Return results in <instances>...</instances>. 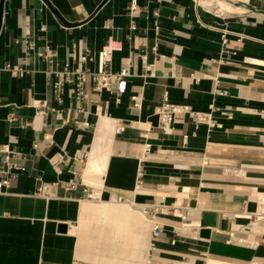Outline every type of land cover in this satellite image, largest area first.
Returning a JSON list of instances; mask_svg holds the SVG:
<instances>
[{"label": "crops", "instance_id": "1", "mask_svg": "<svg viewBox=\"0 0 264 264\" xmlns=\"http://www.w3.org/2000/svg\"><path fill=\"white\" fill-rule=\"evenodd\" d=\"M241 7L0 0V145L14 174L0 188V264H264V0ZM111 40V70L130 69L123 93L91 77L86 97L55 92L66 63L96 71ZM164 96L192 109L170 134ZM6 169L0 152V181ZM162 199L176 211L156 213L155 237L142 208Z\"/></svg>", "mask_w": 264, "mask_h": 264}, {"label": "built area", "instance_id": "2", "mask_svg": "<svg viewBox=\"0 0 264 264\" xmlns=\"http://www.w3.org/2000/svg\"><path fill=\"white\" fill-rule=\"evenodd\" d=\"M238 6H243L248 4L250 0H230ZM135 5H131V10L135 9ZM27 42V41H26ZM28 47L32 48L33 43L29 42ZM120 46L117 42L111 40L106 46L98 53V69L92 71L90 69L77 70L73 69L69 63H66L63 70L58 73V78L54 82V89L56 93H62L65 85H71L74 89L77 97H86L88 94L85 90V83L88 77H91L94 88L96 90H110L113 84H117L119 93H123L126 89L125 78L130 75V69L128 66H124L120 71L114 72L110 68V64L113 59V53ZM89 50H85L79 57V60L84 63L89 58ZM91 58V57H90ZM92 59V58H91ZM133 106L136 108L141 107V100L139 98L134 99ZM192 111L191 107L188 105L175 104L168 100L167 96H164L163 101L157 106L156 112L159 118V125L165 133H172L174 130L173 125L178 121H181L187 113ZM44 112V111H41ZM197 117L200 121L205 119L203 113H197ZM124 130L123 126H118L116 132L121 133ZM0 152L4 154L5 163L7 169L1 171L3 178L0 181V188L2 186L8 185L10 178L14 175L12 172V164L10 162V155L13 153L7 145H0ZM76 159L80 161H86L88 155L87 153H78L75 155ZM71 187H75V183H71ZM47 187H40L38 190L39 194H45ZM86 197L89 200L97 201L101 198L100 188H87L85 190ZM159 211L168 212L176 211L175 207H169L164 205L163 199L158 204L145 205L142 208V213L149 217L152 222V232L153 236L157 237L161 235L163 227L161 223L156 219V213Z\"/></svg>", "mask_w": 264, "mask_h": 264}, {"label": "bare ground", "instance_id": "3", "mask_svg": "<svg viewBox=\"0 0 264 264\" xmlns=\"http://www.w3.org/2000/svg\"><path fill=\"white\" fill-rule=\"evenodd\" d=\"M202 5L204 4L205 6L209 8H215L217 7L220 10H242L244 9L243 7L240 6H235L233 3H231L228 0H199ZM179 200V199H178Z\"/></svg>", "mask_w": 264, "mask_h": 264}, {"label": "water", "instance_id": "4", "mask_svg": "<svg viewBox=\"0 0 264 264\" xmlns=\"http://www.w3.org/2000/svg\"><path fill=\"white\" fill-rule=\"evenodd\" d=\"M59 230L62 231V232H66L67 231V225L64 224V223H61L59 225Z\"/></svg>", "mask_w": 264, "mask_h": 264}, {"label": "rangeland", "instance_id": "5", "mask_svg": "<svg viewBox=\"0 0 264 264\" xmlns=\"http://www.w3.org/2000/svg\"><path fill=\"white\" fill-rule=\"evenodd\" d=\"M234 4V3H233ZM237 5V4H236Z\"/></svg>", "mask_w": 264, "mask_h": 264}]
</instances>
